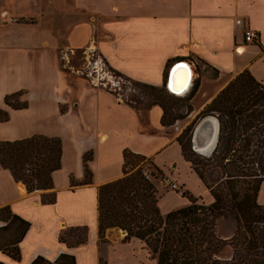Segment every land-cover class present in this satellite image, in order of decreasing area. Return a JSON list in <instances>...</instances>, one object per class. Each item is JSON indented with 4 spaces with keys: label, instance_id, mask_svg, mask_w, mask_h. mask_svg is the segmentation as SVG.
Returning a JSON list of instances; mask_svg holds the SVG:
<instances>
[{
    "label": "crops",
    "instance_id": "1",
    "mask_svg": "<svg viewBox=\"0 0 264 264\" xmlns=\"http://www.w3.org/2000/svg\"><path fill=\"white\" fill-rule=\"evenodd\" d=\"M72 7L79 20L69 25L67 46L78 50L89 46L111 68L135 82L162 87L166 67L176 59H185L193 72V60L205 62L219 75L198 73L201 85L192 100L194 112L166 128L160 106L141 113L105 89L69 81L56 67L54 50L49 67L39 70L43 74H23L32 81L20 87L28 89L30 107L20 111L5 103L0 107L10 113V121L0 123V142L35 135L59 137L62 169L53 175V190L29 193L10 171L0 168V209L9 207L13 213L10 222L0 221V264H157L139 240L116 241L110 232L109 242L102 243L98 190L124 177V152L129 150L152 159L165 177L204 204L214 202L177 138L239 74L250 71L264 85V0H73ZM84 16L87 19H81ZM248 29L258 32V44L246 42ZM55 40L50 43L53 47ZM26 42L18 46H27ZM8 67L10 75H17L11 74L18 71L13 64L1 74H9ZM9 125L14 135L5 136L4 127ZM219 129L216 117L199 122L193 135L198 154L208 156L217 147ZM90 151L94 153L89 164L94 183L72 189L71 176L78 182L84 180L83 157ZM156 185L163 215L190 205L183 195ZM53 192L57 202L44 204L43 195ZM258 201L264 205V189ZM72 228L88 229L85 244L70 247L62 243V232ZM8 248H19L21 259L5 254Z\"/></svg>",
    "mask_w": 264,
    "mask_h": 264
},
{
    "label": "trees",
    "instance_id": "2",
    "mask_svg": "<svg viewBox=\"0 0 264 264\" xmlns=\"http://www.w3.org/2000/svg\"><path fill=\"white\" fill-rule=\"evenodd\" d=\"M182 61L186 60L176 59L168 63L162 87L135 82L117 71L115 73L147 91L161 95L167 91L176 98L180 96L168 90V80L172 68ZM201 63L206 65L205 62ZM215 72L214 78H217L219 74ZM200 85L201 80L197 79L189 96H186V112L179 116L173 115L162 98L157 97L154 105L163 109L164 127L170 128L191 116L194 110L190 103ZM111 93L118 98L121 90ZM23 96V91H17L7 95L4 103L12 110H26L29 107L27 102H15ZM127 104L134 107L131 101ZM207 117L218 118L221 126L216 150L210 158L202 157L193 150L195 128ZM9 121V111L0 110V123ZM258 122L264 124V85L250 71H245L233 79L177 138L184 157L207 186L214 202L206 205L190 192H184L190 205L166 216L159 206L158 189L142 169L126 176L132 161L137 163L150 159L126 150V177L98 190L102 243H107L109 229L119 228L128 233L125 243L132 239L141 241L157 264H264V205L258 201L264 189V149H255L252 140L259 130ZM62 157L63 141L58 137L35 135L23 140L0 142V168L10 171L14 180L23 183L29 193L54 189L53 175L62 169ZM93 158L92 151L84 155V180L78 182L71 176L72 189L94 183V174L89 165ZM205 163L206 167L212 169L207 177L199 168ZM56 202V192L43 195L44 204L53 205ZM225 216H233L239 223L237 233L229 240L219 239L215 233L217 221ZM12 218L9 207L0 209L1 222L8 223ZM84 230L85 238H79L76 244H69L63 235L60 240L70 247L85 244L88 229ZM227 247H231L232 255L230 260L225 261L220 257ZM4 253L17 261L21 259L19 248H8Z\"/></svg>",
    "mask_w": 264,
    "mask_h": 264
},
{
    "label": "rangeland",
    "instance_id": "3",
    "mask_svg": "<svg viewBox=\"0 0 264 264\" xmlns=\"http://www.w3.org/2000/svg\"><path fill=\"white\" fill-rule=\"evenodd\" d=\"M72 2L73 0H0V74L1 72L5 73L4 67L9 64H13L18 69L16 73H11L17 75H10L11 67H8L9 74L0 75V107H3L5 97L9 94L17 92L15 90L24 92V96L19 100L16 99L15 102L17 104L27 102L30 107V102L28 101L29 91L27 88L20 89V87L27 86V82L32 83V81H28V78H24L23 74H43L42 72H39V70L43 68L46 70L49 67L50 61H53L51 50H54L56 67L67 77L69 81H82L87 83L88 86L92 88L105 89L110 93L119 89L121 90V93L119 94V97L116 98L126 104L128 101H131L134 107L141 113H145L147 111L146 109L150 106H152L151 109L157 106L154 105V103L157 101L156 99L158 96H160L166 106L172 110L173 115L179 116L186 112V96H189L191 91L184 96L176 98L171 97L167 91H165L163 95L156 92L152 93L140 86H137L134 82L118 76L117 73H115L116 71L110 67V65L102 58L100 53L98 51H94L92 48H89V46L81 50L72 49L67 46L65 40L69 31V25H74V23L79 20V18L74 14L75 11L72 7ZM36 13H38V15H35L34 17L27 16ZM81 19H87V17L84 16ZM17 39L20 41L16 44ZM52 39H56V43L53 41V43H55L54 47L50 45ZM24 41H27V46L25 44L18 46ZM98 59L103 60V63H98V69H96V65L93 66L90 62L94 63ZM193 63L195 81L198 76H200L198 73L206 72L214 77V72L208 66L198 62L197 60H193ZM30 68H34V71L30 70ZM102 69L104 71H101ZM102 74H105V76ZM113 81L116 83L119 81L118 85L120 87L113 88ZM179 98H181V102H179ZM190 104L194 110L193 103L191 102ZM60 110L62 113L67 111L65 106H62ZM201 113L202 112H200L199 115H201ZM198 116L195 117V120H193L190 124L195 122ZM257 124L259 130L257 131V135H255L252 140L253 144H255V149L259 148L260 150H263L264 124L260 122ZM188 126L180 132L181 134L179 136L184 133ZM4 128L3 132L7 133L4 134L5 136L14 135L12 126L9 125ZM1 142H4V140ZM193 150L195 151L194 147ZM215 150L216 148L208 156H201L210 158L213 156ZM155 166L156 165L152 159L137 163L136 161H132L131 165L127 168L128 174H126V176L142 169L143 173L153 182V184H155L157 189L158 187L156 184L161 186L163 185L165 191L177 192L178 194L184 196V192L186 191L176 185L170 178L165 177L162 173H160ZM199 168L203 171L206 177L209 175L210 170H212L210 167H206V163L205 166L201 165ZM126 176L124 173V177ZM174 185L176 186L175 189L173 187ZM165 191L162 190L163 193ZM158 192L159 198H161L159 189ZM238 229V221L233 216H225L217 221L215 233L219 239L229 240L237 233ZM122 231L124 230L112 228L108 230L107 235L110 232H114L113 238L116 241H125L128 233L125 231L126 234H123ZM62 235L69 244H76L80 240L79 238H81V240L85 238L86 232L84 228H72L62 232L61 236ZM231 235L233 236L230 237ZM108 242L109 241H107V243ZM231 255L232 249L231 247H227L220 259L228 261L230 260Z\"/></svg>",
    "mask_w": 264,
    "mask_h": 264
},
{
    "label": "water",
    "instance_id": "4",
    "mask_svg": "<svg viewBox=\"0 0 264 264\" xmlns=\"http://www.w3.org/2000/svg\"><path fill=\"white\" fill-rule=\"evenodd\" d=\"M181 76H184L183 82L186 83L185 84L186 86L184 87V89H180L179 91L178 87L179 85H181L180 83ZM185 77L187 78V80L185 79ZM193 80H194V72L190 64L184 61L179 62L172 68L170 72V76L168 80V90L176 96H184L189 92L190 90L189 86L192 85ZM122 232L123 234H126L125 231Z\"/></svg>",
    "mask_w": 264,
    "mask_h": 264
},
{
    "label": "built area",
    "instance_id": "5",
    "mask_svg": "<svg viewBox=\"0 0 264 264\" xmlns=\"http://www.w3.org/2000/svg\"><path fill=\"white\" fill-rule=\"evenodd\" d=\"M245 40H246V42L247 43H249V44H255V43H257V42H259L260 41V36H259V34H258V32H256L255 30H252V29H248V30H246V32H245ZM103 60H101V59H98L97 61H95L94 63H92V62H90V64H93V66L94 65H96V69H98V67H97V64L98 63H103L102 62ZM101 71H104L103 69L101 70ZM103 76H105V74H102ZM119 82V81H118ZM118 82L116 83L115 81H113V88H119L120 86L118 85ZM120 84V83H119ZM171 183V182H170ZM174 187V189L176 188V186L174 185L173 186Z\"/></svg>",
    "mask_w": 264,
    "mask_h": 264
},
{
    "label": "bare ground",
    "instance_id": "6",
    "mask_svg": "<svg viewBox=\"0 0 264 264\" xmlns=\"http://www.w3.org/2000/svg\"><path fill=\"white\" fill-rule=\"evenodd\" d=\"M188 67V66H187ZM192 74V73H191ZM183 79H184V76H181V78H180V83H181V85H179V87H178V90L180 91V89H184V87L186 86L185 84L186 83H184L183 82ZM185 79L187 80V78L185 77ZM192 80V79H191ZM191 86V85H190ZM190 86H189V88H190Z\"/></svg>",
    "mask_w": 264,
    "mask_h": 264
}]
</instances>
